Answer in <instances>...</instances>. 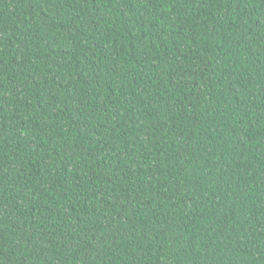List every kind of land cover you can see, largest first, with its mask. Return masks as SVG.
<instances>
[{"label":"trees","instance_id":"16d2710c","mask_svg":"<svg viewBox=\"0 0 264 264\" xmlns=\"http://www.w3.org/2000/svg\"><path fill=\"white\" fill-rule=\"evenodd\" d=\"M0 264H264V0H0Z\"/></svg>","mask_w":264,"mask_h":264}]
</instances>
